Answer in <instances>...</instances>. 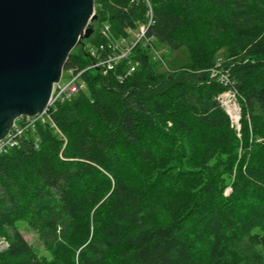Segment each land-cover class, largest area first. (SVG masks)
<instances>
[{
    "label": "trees",
    "instance_id": "obj_1",
    "mask_svg": "<svg viewBox=\"0 0 264 264\" xmlns=\"http://www.w3.org/2000/svg\"><path fill=\"white\" fill-rule=\"evenodd\" d=\"M95 11L91 47L141 25L149 42L106 73L80 45L65 69L84 70L86 88L56 101V127H25L0 153V264H264V0H95ZM155 41L190 60L158 72Z\"/></svg>",
    "mask_w": 264,
    "mask_h": 264
},
{
    "label": "water",
    "instance_id": "obj_2",
    "mask_svg": "<svg viewBox=\"0 0 264 264\" xmlns=\"http://www.w3.org/2000/svg\"><path fill=\"white\" fill-rule=\"evenodd\" d=\"M96 17L95 0H0V141L17 119L48 108Z\"/></svg>",
    "mask_w": 264,
    "mask_h": 264
},
{
    "label": "rangeland",
    "instance_id": "obj_3",
    "mask_svg": "<svg viewBox=\"0 0 264 264\" xmlns=\"http://www.w3.org/2000/svg\"><path fill=\"white\" fill-rule=\"evenodd\" d=\"M96 18L94 20H96ZM94 20H92L91 24H90V27L93 29V32H94V25L97 23V22H94ZM93 32H92V34H93ZM142 34H143L142 29H138V30H135L131 36H128V37L125 36L122 38L125 39L124 42L126 43L127 47L129 48L130 46L132 47L136 43V42H134V40L138 41L143 37ZM91 35L82 40V43L85 44V42H86L88 50L92 45L91 41L88 40V38H90ZM131 39H133V40L131 41ZM143 40L145 42H149V40H147V39H143ZM80 45L82 46V49L85 50V45L83 47V44L78 43L72 51H79ZM149 53L151 56V62H153L155 69L158 72H163V73L167 72L169 70H175L190 60L189 50L187 49L186 46H181L178 49H171L166 44L161 43L159 41H155L154 46L152 45V48H151ZM226 55H227L226 50H222L221 52L218 53L217 65L221 64L220 62L224 60L223 58L226 57ZM70 78H71V73L68 72L67 69H64L62 79H61L62 82H66ZM234 97H235L234 94L232 92L228 91V92L222 93L220 98H221V101H222L224 107L229 111V114H230L234 124L236 125L237 128H239L240 127L239 118H240V109H241L240 106L238 108L239 109L238 119L235 118V115H234L235 110L234 109L230 110L228 108L229 102H231V103L234 102L233 101L235 99ZM55 104H56V102H54L51 106L48 107L47 111L43 115V118L48 119L50 116L53 119L51 111L55 110V107H54ZM22 125H24L23 121H21L20 123L18 122L16 125V129H19ZM34 126L35 125H29V126H25V127H34ZM230 191H231V187H229L227 189L226 193L228 194V193H230ZM18 228L20 229V231L22 232L24 237L27 239V241L34 247L37 254L41 258H49L51 256L49 250L46 248V246L42 243L41 239L39 238L37 232L32 227L29 226L27 221L18 222ZM6 247H7V242L3 238H0V250L4 249Z\"/></svg>",
    "mask_w": 264,
    "mask_h": 264
},
{
    "label": "built area",
    "instance_id": "obj_4",
    "mask_svg": "<svg viewBox=\"0 0 264 264\" xmlns=\"http://www.w3.org/2000/svg\"><path fill=\"white\" fill-rule=\"evenodd\" d=\"M150 19H152L151 13H150ZM140 29H142V36L145 37V31H146V26L141 25ZM102 33L105 36H109V26L105 25L104 27L101 28ZM125 39H121L119 41H109L108 46L106 47L104 44H100L99 48L98 47H91L90 53L97 58V62H94L92 65L97 66L99 68H102V72L106 73L108 70H111L115 67L116 63L122 59L123 57H127V54L129 53V50L131 46L128 48L126 43L124 42ZM108 51L105 54H101L100 51ZM68 72L71 73V78L66 81L62 82V77L60 81L58 82L52 96H51V101L50 105L51 106L54 102L57 100H63L67 98H71L78 94L81 90L86 88V83L85 81L81 78V73L84 70L76 71L73 68L67 69ZM134 70V65H132L129 69V73ZM64 72V71H63ZM63 75V74H62ZM122 77V76H120ZM231 92V91H230ZM233 93V92H232ZM234 94V98L236 99V95ZM221 97V94L219 98ZM221 101V98H220ZM222 103V101H221ZM223 105V103H222ZM48 106V107H49ZM224 106V105H223ZM48 109V108H47ZM45 109L44 111L34 115V116H22L23 123L25 126L29 125H35L37 122H42L46 123L49 122L52 124V126L56 127V124L54 120L49 116L48 119L43 118L44 113L47 111ZM16 122L11 130V132L0 141V153L6 151L9 147L13 146L16 143L17 135L20 134L25 126L22 125L19 129H16ZM17 131H16V130Z\"/></svg>",
    "mask_w": 264,
    "mask_h": 264
},
{
    "label": "bare ground",
    "instance_id": "obj_5",
    "mask_svg": "<svg viewBox=\"0 0 264 264\" xmlns=\"http://www.w3.org/2000/svg\"><path fill=\"white\" fill-rule=\"evenodd\" d=\"M225 98V97H224ZM226 100V99H225ZM234 102H229V106H228V108L230 109V110H232V109H234L235 110V113H234V115H235V118L236 119H238V111H239V109H238V107H237V103H235L236 102V99H234L233 100ZM226 102V101H225ZM227 104V103H226Z\"/></svg>",
    "mask_w": 264,
    "mask_h": 264
}]
</instances>
